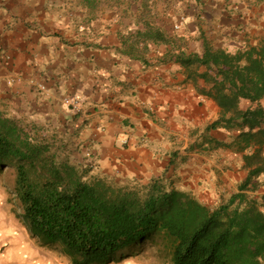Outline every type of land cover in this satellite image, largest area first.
Wrapping results in <instances>:
<instances>
[{
  "label": "crops",
  "instance_id": "obj_1",
  "mask_svg": "<svg viewBox=\"0 0 264 264\" xmlns=\"http://www.w3.org/2000/svg\"><path fill=\"white\" fill-rule=\"evenodd\" d=\"M147 28L167 41L138 39ZM203 40L231 53L263 42L264 0H0V112L90 177L138 191L160 179L223 203L247 175L243 153L215 146L231 134L210 127L220 112L204 92L210 84L174 60L201 54ZM246 194L264 199V175ZM4 216L2 245L25 242Z\"/></svg>",
  "mask_w": 264,
  "mask_h": 264
},
{
  "label": "trees",
  "instance_id": "obj_2",
  "mask_svg": "<svg viewBox=\"0 0 264 264\" xmlns=\"http://www.w3.org/2000/svg\"><path fill=\"white\" fill-rule=\"evenodd\" d=\"M136 36L167 41L152 28ZM174 60L210 84L204 92L220 109L210 127L231 134L215 146L243 153L246 177L215 207L167 189L160 179L138 191L90 177L87 167L69 163L39 130L0 112V173L12 171L30 238L57 248L69 264H108L154 235L168 252V264H264V199L246 194L264 175V41L231 53L203 40L201 54ZM242 99L250 108H239Z\"/></svg>",
  "mask_w": 264,
  "mask_h": 264
},
{
  "label": "rangeland",
  "instance_id": "obj_3",
  "mask_svg": "<svg viewBox=\"0 0 264 264\" xmlns=\"http://www.w3.org/2000/svg\"><path fill=\"white\" fill-rule=\"evenodd\" d=\"M5 170V169H4ZM12 171L5 170L0 173V215L2 217L6 214L7 217H14L12 220L16 231L21 233L23 236L28 235V239L25 242L17 241L18 237H15V241L10 243L9 241L6 245H2L4 240V235L0 232V264H69L68 259L63 256L57 248H44L40 246L39 242L36 239L30 238L26 225L22 218V210L20 208L19 202L16 200L15 194L12 188ZM235 184L231 185L233 188ZM233 191V190H232ZM231 192V189L225 187L221 191V195H228ZM263 199L261 198L260 201ZM220 203V201L214 203V201L208 204L209 207H215ZM4 216V217H6ZM7 224L8 221H0V224ZM17 246L21 248H27L28 252H24L25 249H20L22 254L18 252ZM11 248V255L8 254V250ZM18 252V253H17ZM45 257H44V256ZM121 255L123 258H119ZM138 258L143 264H168L169 255L168 252L161 246L157 237L151 236L148 237L139 243H134L129 246L124 252L118 254L116 259L118 261L124 258ZM46 259V261H44ZM116 263V261H114Z\"/></svg>",
  "mask_w": 264,
  "mask_h": 264
},
{
  "label": "built area",
  "instance_id": "obj_4",
  "mask_svg": "<svg viewBox=\"0 0 264 264\" xmlns=\"http://www.w3.org/2000/svg\"><path fill=\"white\" fill-rule=\"evenodd\" d=\"M177 28H178V25H174V29L176 30ZM39 88H40L41 90L44 89L43 86H40Z\"/></svg>",
  "mask_w": 264,
  "mask_h": 264
}]
</instances>
